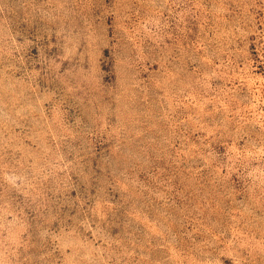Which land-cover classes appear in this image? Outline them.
Returning a JSON list of instances; mask_svg holds the SVG:
<instances>
[{
    "label": "rangeland",
    "instance_id": "rangeland-1",
    "mask_svg": "<svg viewBox=\"0 0 264 264\" xmlns=\"http://www.w3.org/2000/svg\"><path fill=\"white\" fill-rule=\"evenodd\" d=\"M0 264H264V0H0Z\"/></svg>",
    "mask_w": 264,
    "mask_h": 264
}]
</instances>
